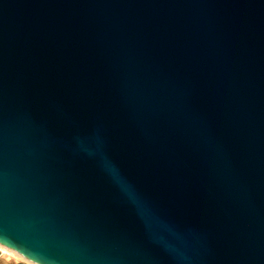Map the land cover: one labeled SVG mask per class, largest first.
<instances>
[{
  "label": "water",
  "instance_id": "water-1",
  "mask_svg": "<svg viewBox=\"0 0 264 264\" xmlns=\"http://www.w3.org/2000/svg\"><path fill=\"white\" fill-rule=\"evenodd\" d=\"M0 246L264 264V0H0Z\"/></svg>",
  "mask_w": 264,
  "mask_h": 264
},
{
  "label": "crops",
  "instance_id": "crops-1",
  "mask_svg": "<svg viewBox=\"0 0 264 264\" xmlns=\"http://www.w3.org/2000/svg\"><path fill=\"white\" fill-rule=\"evenodd\" d=\"M0 264H24L0 247Z\"/></svg>",
  "mask_w": 264,
  "mask_h": 264
},
{
  "label": "bare ground",
  "instance_id": "bare-ground-1",
  "mask_svg": "<svg viewBox=\"0 0 264 264\" xmlns=\"http://www.w3.org/2000/svg\"><path fill=\"white\" fill-rule=\"evenodd\" d=\"M1 247V246H0ZM5 252H7V253H9L10 255H12V256H15V257H19V258H22L20 255H18L17 253H15V252H13V251H11V250H9V249H6V248H4V247H1ZM18 258V259H19ZM22 259H24V258H22ZM24 260H26V259H24ZM28 262H30V261H28ZM31 264H34V263H32V262H30Z\"/></svg>",
  "mask_w": 264,
  "mask_h": 264
},
{
  "label": "rangeland",
  "instance_id": "rangeland-1",
  "mask_svg": "<svg viewBox=\"0 0 264 264\" xmlns=\"http://www.w3.org/2000/svg\"><path fill=\"white\" fill-rule=\"evenodd\" d=\"M13 257H15V256H13ZM15 258H19V257H15ZM19 261H21L22 263H24V264H31L30 262H28L27 260H24V259H22V258H19L18 259ZM1 263V262H0Z\"/></svg>",
  "mask_w": 264,
  "mask_h": 264
},
{
  "label": "snow or ice",
  "instance_id": "snow-or-ice-1",
  "mask_svg": "<svg viewBox=\"0 0 264 264\" xmlns=\"http://www.w3.org/2000/svg\"><path fill=\"white\" fill-rule=\"evenodd\" d=\"M21 250H23V249H21Z\"/></svg>",
  "mask_w": 264,
  "mask_h": 264
}]
</instances>
